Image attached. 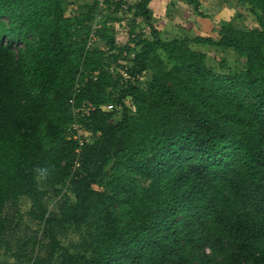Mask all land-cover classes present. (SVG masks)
<instances>
[{
    "label": "trees",
    "instance_id": "obj_1",
    "mask_svg": "<svg viewBox=\"0 0 264 264\" xmlns=\"http://www.w3.org/2000/svg\"><path fill=\"white\" fill-rule=\"evenodd\" d=\"M105 3L86 49L98 0H0V248L24 264H264V0H235L215 37L170 39L151 0ZM191 44L242 67L216 73ZM120 60L128 80L109 72ZM22 201L38 229L15 238Z\"/></svg>",
    "mask_w": 264,
    "mask_h": 264
},
{
    "label": "rangeland",
    "instance_id": "obj_2",
    "mask_svg": "<svg viewBox=\"0 0 264 264\" xmlns=\"http://www.w3.org/2000/svg\"><path fill=\"white\" fill-rule=\"evenodd\" d=\"M166 1L167 0H156L155 4L150 5L154 11V16L157 18V22H155L157 23V28L163 39L179 37L183 33L190 37L196 35L215 37L216 35L213 31L219 26V21L221 19H230L235 14L234 11H232L234 9L232 5H234L235 0H225L228 3L222 2V0H201V11L205 13V18L196 15L191 7L185 3L172 0L174 4H171L172 1L167 4ZM160 13L164 16L157 17ZM178 21L182 23L181 26L177 24ZM115 38L116 43L119 45L124 44L127 39L123 31L115 32ZM191 47L194 50L205 53L209 67L216 73L220 71L219 64L221 62L224 63L226 69L242 67V61L232 52L220 51L203 45L196 46L191 44ZM53 195L51 191L47 190L46 205L48 209H53L54 204L58 200V198H54ZM29 206L27 202L22 201L17 207L10 210V216L14 217V224L17 225L15 238L24 235L30 230L35 232L38 229V224L27 215ZM61 242L63 245L71 247L72 251L78 250L82 245V235L68 229L61 235ZM0 264L24 263L16 262L5 253L4 248H0Z\"/></svg>",
    "mask_w": 264,
    "mask_h": 264
},
{
    "label": "built area",
    "instance_id": "obj_3",
    "mask_svg": "<svg viewBox=\"0 0 264 264\" xmlns=\"http://www.w3.org/2000/svg\"><path fill=\"white\" fill-rule=\"evenodd\" d=\"M113 1L116 2L118 0H113ZM106 6L107 5L105 3V0H98L97 14L95 16V19H94L92 25H91V33L89 35V39H88V42L86 45V49H89L91 46H93V42L95 39V32L97 29H99L101 27L100 22L103 20L104 15L107 13V7ZM123 8H125V7H123ZM110 10L111 11L113 10V6L111 7ZM115 28H116V30H115L116 32L124 31V28L122 26H120L119 24H116ZM131 57H132V55H131ZM119 65L124 67V61L120 60ZM109 72L111 74H116L118 72L121 75L122 79L128 80L130 78L128 72L126 71V67L118 70V69H116L115 64H112L109 67ZM110 109H111V106H108L106 108V110H110ZM70 130L73 132V138L74 139H76V140L80 139V136H81L80 130L76 124L73 123L70 126ZM79 142H80V140H79Z\"/></svg>",
    "mask_w": 264,
    "mask_h": 264
},
{
    "label": "clouds",
    "instance_id": "obj_4",
    "mask_svg": "<svg viewBox=\"0 0 264 264\" xmlns=\"http://www.w3.org/2000/svg\"><path fill=\"white\" fill-rule=\"evenodd\" d=\"M34 172L37 174V178L40 180H46L49 177L48 168H36Z\"/></svg>",
    "mask_w": 264,
    "mask_h": 264
},
{
    "label": "crops",
    "instance_id": "obj_5",
    "mask_svg": "<svg viewBox=\"0 0 264 264\" xmlns=\"http://www.w3.org/2000/svg\"><path fill=\"white\" fill-rule=\"evenodd\" d=\"M155 1H156V0H151L150 5L155 4ZM171 1H172V0H167L166 3L169 4ZM176 1H178V2H180V3H183V2H181V1H179V0H176ZM200 1H201V0H200ZM171 4H174L173 1H172ZM150 5H149V6H150ZM150 9H151V11H152V16L154 17L153 20L157 22V20H156L157 18L154 16V13H153L154 11L152 10L151 7H150ZM153 9H154V8H153ZM155 15H156V14H155ZM159 16H164V15H163L162 13H160V14L157 15V17H159ZM164 19H165V18H164ZM156 22H155V23H156ZM179 22H180V21H179ZM158 23H159V22H158ZM156 25H157V23H156ZM184 29H185V27H184ZM183 35H184V33H183Z\"/></svg>",
    "mask_w": 264,
    "mask_h": 264
}]
</instances>
